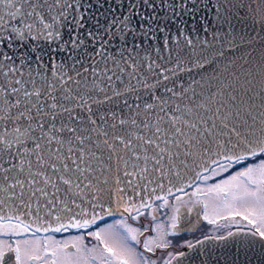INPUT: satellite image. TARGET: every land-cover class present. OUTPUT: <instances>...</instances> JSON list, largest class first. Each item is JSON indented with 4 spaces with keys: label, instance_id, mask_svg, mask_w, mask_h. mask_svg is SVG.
Segmentation results:
<instances>
[{
    "label": "snow or ice",
    "instance_id": "snow-or-ice-1",
    "mask_svg": "<svg viewBox=\"0 0 264 264\" xmlns=\"http://www.w3.org/2000/svg\"><path fill=\"white\" fill-rule=\"evenodd\" d=\"M0 264H264V0H0Z\"/></svg>",
    "mask_w": 264,
    "mask_h": 264
},
{
    "label": "flooded vegetation",
    "instance_id": "flooded-vegetation-1",
    "mask_svg": "<svg viewBox=\"0 0 264 264\" xmlns=\"http://www.w3.org/2000/svg\"><path fill=\"white\" fill-rule=\"evenodd\" d=\"M197 236L199 235V233L196 234ZM185 238H188V239H193V236L191 234L187 235Z\"/></svg>",
    "mask_w": 264,
    "mask_h": 264
}]
</instances>
